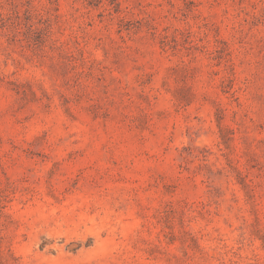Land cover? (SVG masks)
I'll list each match as a JSON object with an SVG mask.
<instances>
[{"label":"rangeland","instance_id":"obj_1","mask_svg":"<svg viewBox=\"0 0 264 264\" xmlns=\"http://www.w3.org/2000/svg\"><path fill=\"white\" fill-rule=\"evenodd\" d=\"M0 264H264V0H0Z\"/></svg>","mask_w":264,"mask_h":264}]
</instances>
